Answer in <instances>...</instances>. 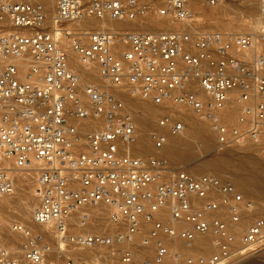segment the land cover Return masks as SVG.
Segmentation results:
<instances>
[{"label": "built area", "instance_id": "built-area-1", "mask_svg": "<svg viewBox=\"0 0 264 264\" xmlns=\"http://www.w3.org/2000/svg\"><path fill=\"white\" fill-rule=\"evenodd\" d=\"M191 1L53 0L50 27L39 3H0V197L14 191L5 160L32 171L40 189L31 217L39 230L0 220V264H80L83 250L103 251L106 264H163L164 239L189 248L205 234L216 253L180 256L173 264H230L264 245L262 217L250 216L239 238L229 228L239 224L240 208L252 210L232 182L173 169L156 152L126 151L136 124L119 98L130 94L161 108L152 133L156 151L185 129L181 112L202 120L220 149L264 148V0H202L206 7L255 5L259 29L242 34L62 26L145 15L192 23ZM70 57L96 68L98 81L82 83ZM225 110L234 112L232 123ZM96 206L107 208L114 231L74 232ZM7 232L19 237L18 250ZM137 248L152 252L139 259Z\"/></svg>", "mask_w": 264, "mask_h": 264}, {"label": "bare ground", "instance_id": "bare-ground-1", "mask_svg": "<svg viewBox=\"0 0 264 264\" xmlns=\"http://www.w3.org/2000/svg\"><path fill=\"white\" fill-rule=\"evenodd\" d=\"M17 2L39 3L43 7L46 20L48 22L52 21L53 15L55 13V6H54L53 0H0V3H3V4L17 3ZM202 4H203L202 0H192L191 1L190 9H191V12L193 13V16L195 15L193 12L194 10L198 8L200 9L203 8ZM235 6L232 5L231 3L230 4L227 3V4L219 5L216 7H207L206 9H208V11L210 10L211 12H213L212 14L214 16V14L217 13L220 9L226 8V9H231L235 11L238 10L237 7ZM243 7H247L248 9H254L255 5H253L252 7L251 6L250 7L243 6ZM254 11L256 12V10ZM149 19H152V18H148L147 15H145L144 17H138L132 21L119 20V19H115L112 17L104 16L103 18H100V19L85 17L76 22H66V23L74 24L78 27L84 26L92 30H106V31H112V32H115L117 30L126 31V32H129V31H143V32L184 31L185 28H186V31L195 30L193 23L179 22V21H175L173 19L167 18V17H162L158 19L154 18L155 20H149ZM70 62L74 64L76 68H78L77 70L80 72L82 83L85 80L90 83L94 82L95 80H98L96 68L94 67L91 68L88 66H81L80 64L77 63V60L74 57L73 58L70 57ZM119 98L123 101L125 105V109L132 115L134 122L136 124L133 138L131 142L125 147L126 151H128L129 153L135 156H138V157H145L146 156L145 152H147V150H149L150 148V149H153V152H156L158 155L165 157L167 161L171 160L172 162L180 163V161H188L192 159L193 154H194L193 153L194 151L193 141L195 139H199L201 143H203V146L205 148L209 147L210 141L205 136V133L203 132V127L199 123H197V121L195 120V116L193 117V115L190 113L188 117H186L185 119H182L183 122L185 123V129L181 132V134L177 136H171L172 138L171 137L168 138V140L166 141V143L161 149L157 151L154 150L153 144H151L149 141L147 142L146 136L150 132L149 129L151 127V119L156 114L160 113L161 108L154 106L151 103L145 102L139 98H136L137 101L133 98L126 97V95H120ZM227 112L228 111L225 110L223 112V116L227 117ZM84 128H89V124L84 125L82 129ZM152 129L153 128H151V130ZM246 145H249V144H246ZM246 145L242 148H245V147L251 148L252 146L251 144H250L251 146L249 147ZM254 157L255 156L253 155L230 157L224 154L222 155L217 154V155H212L211 157H208L209 159L205 160L204 162H201L200 165L196 167L193 166L194 168H188L184 171L190 173L191 175L195 177L202 176L201 174H204V173L206 174L210 173L209 174L210 176L216 177L221 180L226 179V178L223 179V177L230 178L231 180L230 179H227V180L232 182V184L235 186L237 191L242 195L243 197L242 204H245L248 202V198H251L253 200L259 199V198L264 199V157H261L260 159H256ZM205 169L211 172L209 171L206 172ZM28 172L32 173V171H28ZM221 174H227V176L221 175ZM26 175L27 174H24V173L22 174L18 173L16 177H14L13 194L7 197L9 198L13 195L16 197V199L12 202L13 203L12 204L10 201L7 200V198H0V214L1 212L6 213V215H3L4 220H8L9 217H11L10 215H12V213H18L20 217H24V218L30 217L28 222L24 220H20L17 222L27 224L34 230H39V227L31 223V216H32L31 214L36 206L35 197H36L38 188L35 189L34 191H31L25 187V183H27V181L30 180L29 178H26ZM20 192L21 194L24 195V198H21L19 196ZM16 204L20 206L17 207ZM105 210H106L105 207L96 206V207L89 208L85 212L89 213L90 216L91 214L96 216L97 214H100L104 212ZM239 211L241 214L240 215L241 219H240L239 224H231L229 226L230 229L235 230V231H238L242 226H244L245 222L250 218V216L251 217L259 216V217L264 218V210H262L260 213L255 212V209L253 206H252L251 211L242 210L241 208ZM95 213L97 214L95 215ZM101 218L103 217L101 216ZM75 219L76 218L74 217V220ZM89 225L91 226V224ZM209 235L210 234L197 236L189 248L183 247L182 244L176 239H164L165 245L168 248L169 253L167 257L165 258V261L163 264H169L170 262L169 257L171 256V253L173 252L177 253L178 251H181V250L183 251L191 250L195 247L200 248V249L210 248L212 242H211ZM9 240H10V237H9ZM14 244L16 246V243ZM260 245L262 244H259V243L255 244V247H260ZM84 252L85 251H79L77 252V254L81 256V255L86 254Z\"/></svg>", "mask_w": 264, "mask_h": 264}, {"label": "rangeland", "instance_id": "rangeland-1", "mask_svg": "<svg viewBox=\"0 0 264 264\" xmlns=\"http://www.w3.org/2000/svg\"><path fill=\"white\" fill-rule=\"evenodd\" d=\"M27 3V2H25ZM227 4V3H226ZM230 4V3H228ZM232 5H236L235 7H237L238 10H231V9H220L217 13L214 14L213 16V12H211L210 10L208 11V9H206L207 7L202 4L203 8H198L196 10H194V16H193V26L195 27L194 33H203V32H212V31H219V32H224V33H235V34H242V33H249V32H256L259 29V25L256 22V12L254 9H248L247 7H243V5L241 4H234L231 3ZM243 8V9H242ZM244 10V11H243ZM219 14V15H217ZM148 18H152L149 20H155L154 18H162V17H158L155 15H147ZM48 17V16H47ZM144 17V16H143ZM48 26H51L50 22H47ZM64 28L67 29H71L73 27H77L80 28L78 31H91L92 29L86 28L84 26L82 27H78L74 24H68V23H64L62 25ZM72 30V29H71ZM56 31V29H55ZM186 31V28L185 30ZM115 32H122L121 30H117ZM129 32H135V31H129ZM262 48H264V43H262ZM74 65V64H73ZM75 66V65H74ZM98 80H95L94 82H97ZM84 83H90L87 82L86 80L84 81ZM126 97H130L133 98L137 101L136 97L130 94H125ZM136 113V112H135ZM161 115V112L156 114L152 119H151V127L149 129V133L146 136L147 142L149 141L151 144H153L152 142V133L155 129V125H156V120L157 118ZM190 115L189 112H181L178 113L177 116H179L181 119H185L186 117H188ZM194 117V115H193ZM234 112L228 111L227 112V117L226 120L230 123H232L234 121ZM195 120L197 121V123H199L202 127H203V132L205 133V136L209 139L210 141V145L208 148H205L203 146V143H201V141L199 139H195L193 141V147H194V151H193V157L192 159L188 160V161H180L179 162H172L171 160H168L169 164L171 165V167L173 169L176 170H186L188 168H194L193 166H198L201 164V162H204L205 160H208V157H211L212 155H226V156H230V157H238V156H255L254 158L256 159H260L261 157H264V148H256L253 145L251 146L246 145V146H251V148H242L245 145H242L241 147H232L230 149H220L215 141L213 136L210 134L207 126L204 124V122L202 120H200L199 118H197L195 116ZM153 125V126H152ZM151 128H153L151 130ZM170 138V137H169ZM172 138V137H171ZM154 147V146H153ZM152 151V152H151ZM146 156L148 157L153 153V149L147 150ZM211 155V156H210ZM235 155V156H234ZM6 161V160H5ZM4 161L5 165L11 167L13 169V173H14V177H16V175L18 173H24L27 174L26 178H29L30 180L27 181V183H25V187L31 191H34L35 189H37V193H36V197H35V205L38 202V194L40 193V189L39 187L36 185L35 182V176L34 174H32L31 172L28 171H22V170H18V169H14L13 163L10 160H7L6 162ZM186 167V168H185ZM206 172H208L209 170H206ZM18 172V173H17ZM211 172V171H209ZM210 173H204L201 175H209ZM221 175H225L227 176V174H221ZM222 177V176H221ZM226 178L230 179L228 177H223V179ZM231 180V179H230ZM21 198H24V195L21 194L19 195ZM0 198H7L8 201H10L11 203L16 199L15 196H11V197H0ZM251 201V202H250ZM253 201V202H252ZM248 202L252 203V206L255 209V212L260 213L262 210H264V199H251L248 198ZM13 204V203H12ZM17 207H19L20 205L16 204ZM16 207V208H17ZM252 209V208H251ZM97 213H95L96 215ZM3 215H6V213H2L0 214V220L3 221L4 223H8L9 220L10 221H20V220H24L27 221L30 219L29 218H24V217H20L18 215V213H12V215H10L11 217H9L8 220H4L3 219ZM32 215V214H31ZM14 218H13V217ZM92 216V217H91ZM89 222L86 224V228L81 227L83 224L81 223H77V225L75 224V226L73 227V231L74 232H88V233H97V234H110L111 232L114 231L113 229V225L111 226L109 223V219H108V210L106 208V210L100 214H97L96 216H94L93 214H91ZM99 216V218H98ZM101 216L103 218H101ZM32 217V216H31ZM259 217V216H258ZM100 219V220H99ZM103 219V220H102ZM103 221V222H102ZM91 224V226L89 225ZM93 225V226H92ZM96 225V226H94ZM103 225V226H102ZM244 230V226H242L236 233L237 237L239 238V236L243 233ZM7 234L8 237V241L10 246H13L17 249V244L19 243V237L13 236L10 233H5ZM210 239H211V247L208 249H200V248H193L191 250H181L178 251L177 253H175V255L170 259L169 264H173L174 262V258H178V257H183L184 255H192V256H196V255H206V256H210L214 253H216V248L214 246V241L211 235ZM12 238V239H11ZM11 242V243H10ZM16 243V246L15 244ZM235 248L236 249H241L240 244L238 243V240L235 244ZM18 250V249H17ZM250 250V251H249ZM253 250V251H251ZM84 255L79 256L77 254V258L80 259L79 263L80 264H106L107 257L105 255H103V251H93V252H89L86 250ZM146 251V252H145ZM136 252L139 255V259L145 258L147 256H149L152 252V250H144L141 251L140 249H136ZM251 253V254H249ZM94 257V258H93ZM85 260H83V259ZM115 260V259H114ZM173 260V262H172ZM117 260H115V264ZM230 264H264V245L260 246V247H251L248 250H246L244 252V254L239 257V255L235 256L234 261Z\"/></svg>", "mask_w": 264, "mask_h": 264}]
</instances>
